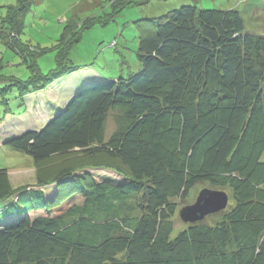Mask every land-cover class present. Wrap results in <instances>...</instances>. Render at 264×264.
<instances>
[{"label": "trees", "instance_id": "trees-1", "mask_svg": "<svg viewBox=\"0 0 264 264\" xmlns=\"http://www.w3.org/2000/svg\"><path fill=\"white\" fill-rule=\"evenodd\" d=\"M149 20L139 71L81 84L64 106L39 107L36 129L4 140L37 167L75 150L91 162L37 175L41 199L24 206L0 168V214L14 218L0 224V264H264V33L247 30L237 9L184 5ZM80 34L67 24L63 44ZM67 61L29 81L0 75V125L13 90L25 107L38 93V104L78 70ZM201 183L233 203L173 237L175 199ZM53 186L67 198L48 203Z\"/></svg>", "mask_w": 264, "mask_h": 264}, {"label": "rangeland", "instance_id": "rangeland-1", "mask_svg": "<svg viewBox=\"0 0 264 264\" xmlns=\"http://www.w3.org/2000/svg\"><path fill=\"white\" fill-rule=\"evenodd\" d=\"M184 5L201 9H237L244 16L247 30L264 33V0H0V75L10 77L4 82L29 81L35 76L34 69L47 74L59 68L61 54H67L68 65L78 69L49 85L38 104V93L35 92L24 98L26 107L17 97L16 90L9 95L11 114L0 125V168L8 170L11 184L19 190L16 194H21L18 206L40 201L41 198L35 193L37 175L50 177L62 166H84L91 161L75 150L65 156H54L37 167L31 156L15 150L4 140L26 129H36L39 107L59 105L61 95L65 97L66 91H73L76 85L91 76L116 80L139 71L135 68L139 64V38L143 30L150 26L149 19ZM67 24L76 29L79 27L81 34L77 40L76 37L67 36V42L63 44L62 36ZM15 30L14 35L3 37L4 33L11 34ZM41 101L44 106H41ZM115 127L114 113H110L107 133L111 134ZM204 188L215 189L208 183H201L191 190L185 200L175 199L179 207L173 237L180 227L189 224L180 218V209L193 204ZM67 192L66 187L53 186L43 190V197L52 204L66 199ZM14 198H9L3 204L12 203ZM7 214H0V224L14 220ZM219 218L220 213H214L208 215L205 221L213 223Z\"/></svg>", "mask_w": 264, "mask_h": 264}, {"label": "water", "instance_id": "water-1", "mask_svg": "<svg viewBox=\"0 0 264 264\" xmlns=\"http://www.w3.org/2000/svg\"><path fill=\"white\" fill-rule=\"evenodd\" d=\"M229 204V194L225 190L204 188L193 204L183 206L179 215L188 223H196L210 214L225 210Z\"/></svg>", "mask_w": 264, "mask_h": 264}, {"label": "crops", "instance_id": "crops-1", "mask_svg": "<svg viewBox=\"0 0 264 264\" xmlns=\"http://www.w3.org/2000/svg\"><path fill=\"white\" fill-rule=\"evenodd\" d=\"M100 78V76H91L90 78H89V80H85V81H83L81 84H84V85H86V84H89V83H91V81H95V80H97V79H99ZM81 84L80 85H76L74 88V90L73 91H71V92H68V91H66L65 92V97H62V95H61V98L59 97V100L61 101V103H62V106H64L67 102H68V100L72 97V96H74V94L76 93V91L78 90V88H79V86H81ZM83 85V86H84ZM64 98H66V99H64ZM59 106V105H58Z\"/></svg>", "mask_w": 264, "mask_h": 264}, {"label": "bare ground", "instance_id": "bare-ground-1", "mask_svg": "<svg viewBox=\"0 0 264 264\" xmlns=\"http://www.w3.org/2000/svg\"><path fill=\"white\" fill-rule=\"evenodd\" d=\"M229 199H230V196H229Z\"/></svg>", "mask_w": 264, "mask_h": 264}]
</instances>
